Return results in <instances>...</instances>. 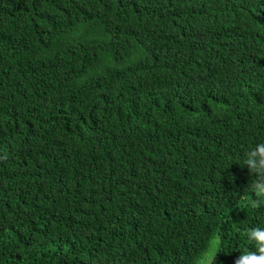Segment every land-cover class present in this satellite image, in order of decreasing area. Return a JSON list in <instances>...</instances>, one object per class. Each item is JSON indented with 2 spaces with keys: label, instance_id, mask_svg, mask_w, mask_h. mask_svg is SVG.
I'll return each instance as SVG.
<instances>
[{
  "label": "trees",
  "instance_id": "trees-1",
  "mask_svg": "<svg viewBox=\"0 0 264 264\" xmlns=\"http://www.w3.org/2000/svg\"><path fill=\"white\" fill-rule=\"evenodd\" d=\"M261 141L264 0H0V264H234Z\"/></svg>",
  "mask_w": 264,
  "mask_h": 264
},
{
  "label": "clouds",
  "instance_id": "clouds-1",
  "mask_svg": "<svg viewBox=\"0 0 264 264\" xmlns=\"http://www.w3.org/2000/svg\"><path fill=\"white\" fill-rule=\"evenodd\" d=\"M241 166H246L249 175L254 177L248 186L254 198L249 199L246 206L252 209L264 207V141L245 152ZM243 236L248 246L239 249L240 255L234 264H264V227L259 224L248 226L243 229ZM225 247L224 233L219 228L213 229L193 256L191 264H218L219 254L230 252L225 251Z\"/></svg>",
  "mask_w": 264,
  "mask_h": 264
}]
</instances>
